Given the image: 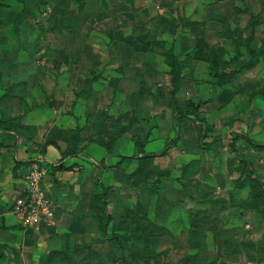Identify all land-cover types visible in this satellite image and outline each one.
I'll use <instances>...</instances> for the list:
<instances>
[{
  "label": "rangeland",
  "instance_id": "374dc122",
  "mask_svg": "<svg viewBox=\"0 0 264 264\" xmlns=\"http://www.w3.org/2000/svg\"><path fill=\"white\" fill-rule=\"evenodd\" d=\"M21 146L56 212L29 228L23 182L0 197V264H264V0H0V154ZM188 159L234 166L230 200L188 212ZM62 164L76 187L48 193Z\"/></svg>",
  "mask_w": 264,
  "mask_h": 264
},
{
  "label": "crops",
  "instance_id": "0c3cea01",
  "mask_svg": "<svg viewBox=\"0 0 264 264\" xmlns=\"http://www.w3.org/2000/svg\"><path fill=\"white\" fill-rule=\"evenodd\" d=\"M134 56L135 55H133V58ZM188 59H189L188 62L190 64V67L188 71L184 72L185 74L184 77L190 79L191 77L197 75L198 70H196V64H199L200 60L195 59L194 56ZM142 66L143 67L147 66V63H144ZM190 81H191L190 84H193V88L195 90L194 86L198 85L196 77L190 79ZM192 150L194 149L192 148L188 149L185 147L184 154L192 152ZM1 151L2 152L0 154V188H1L0 197H1V201L3 200L5 202L6 200L12 197L16 183L22 181L24 187L23 192L24 190H26L27 188L26 175L29 169L31 168V166L30 164L28 166L25 163L27 161L33 160L34 158H32V156L36 155L37 153L29 146L26 148L23 146L18 147L17 149L14 148V150L13 151L10 150V152H5L6 149H3ZM192 153H194V151ZM43 157L45 159H43L42 161H45L46 165L52 164L49 155ZM66 159L69 158L66 157ZM217 163L219 164L220 167L217 166L216 164L213 165L214 167H216L215 169L213 167L215 172L213 175H217L218 173L217 170L219 168V172H221L222 179L219 180L217 178L218 181L216 180V184H213L211 182L213 178L207 176L208 174H211L212 168L208 170L207 168H205L204 163L203 162L201 163V161L199 160L188 159L186 160L185 163L179 166V171L182 172V174L180 175L182 176L181 178L188 180V182L187 181L185 182V185L188 187V189H185V193L183 192L184 199L182 201L183 204L186 205L185 207L187 208L188 212L191 211V209H193L194 206L211 204V202H214V200L219 196L221 197L227 196L230 200V195L227 192V189L228 188H231L232 190L234 189L233 174L230 173L232 170H234L235 167L234 166L226 167V164H223V162L217 161ZM222 173L224 175H227V177L228 175H230L231 178L229 179V182H225V178ZM21 174L22 175L25 174L23 178H21ZM49 175H50V179L48 180V182L47 181L45 182L48 183V185L46 187L44 186L48 193L51 187L52 189H55L57 187L62 188V186H64L65 187L64 189H66L67 191L68 190L72 191L73 188L76 187L75 181L78 177H75V175H78L77 171L60 170L55 172L54 174L49 173ZM179 192H182V190H178V193ZM62 201L63 200L60 199L55 203L58 205V203ZM73 216L74 214L72 213L71 214L65 213V215H62V213H58V215L55 216V223L59 225V221L61 220V218H64L67 221H69L70 224L72 225V223L74 222ZM192 231L195 236L196 231L195 230Z\"/></svg>",
  "mask_w": 264,
  "mask_h": 264
},
{
  "label": "built area",
  "instance_id": "2783aa9c",
  "mask_svg": "<svg viewBox=\"0 0 264 264\" xmlns=\"http://www.w3.org/2000/svg\"><path fill=\"white\" fill-rule=\"evenodd\" d=\"M45 171L39 166H32L27 175V188L15 204V213L20 222L29 228L41 225L43 221H51L55 210L53 201L47 196L42 186Z\"/></svg>",
  "mask_w": 264,
  "mask_h": 264
},
{
  "label": "trees",
  "instance_id": "16d2710c",
  "mask_svg": "<svg viewBox=\"0 0 264 264\" xmlns=\"http://www.w3.org/2000/svg\"><path fill=\"white\" fill-rule=\"evenodd\" d=\"M170 57H173V55H171ZM175 66H176V64H175ZM25 164H31V162H26ZM71 168L70 167H67V166H65V165H58V166H50V168L48 169V171L50 170V173L51 174H54L55 172H57V171H60V170H70ZM108 190V188H106V190H105V192ZM105 192L103 193H99V201H100V203L101 204H105L106 202V199H105ZM103 206V205H102ZM0 223H1V225H0V229H7L8 228V226L6 225V223H5V221H4V219L3 218H0ZM2 247H3V243H1L0 242V255L2 254L1 253V249H2Z\"/></svg>",
  "mask_w": 264,
  "mask_h": 264
}]
</instances>
